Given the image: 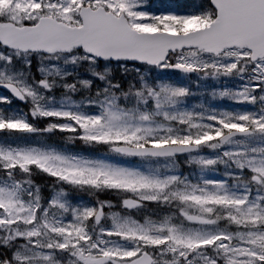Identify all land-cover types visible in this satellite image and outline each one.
<instances>
[{
	"label": "snow or ice",
	"instance_id": "6c2138e0",
	"mask_svg": "<svg viewBox=\"0 0 264 264\" xmlns=\"http://www.w3.org/2000/svg\"><path fill=\"white\" fill-rule=\"evenodd\" d=\"M0 264H264V0H0Z\"/></svg>",
	"mask_w": 264,
	"mask_h": 264
}]
</instances>
